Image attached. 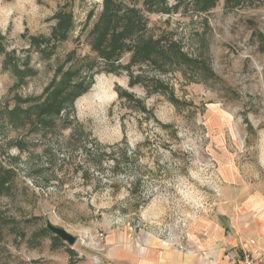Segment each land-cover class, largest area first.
<instances>
[{
  "label": "rangeland",
  "instance_id": "1",
  "mask_svg": "<svg viewBox=\"0 0 264 264\" xmlns=\"http://www.w3.org/2000/svg\"><path fill=\"white\" fill-rule=\"evenodd\" d=\"M163 233L264 254V0H0V264Z\"/></svg>",
  "mask_w": 264,
  "mask_h": 264
},
{
  "label": "crops",
  "instance_id": "2",
  "mask_svg": "<svg viewBox=\"0 0 264 264\" xmlns=\"http://www.w3.org/2000/svg\"><path fill=\"white\" fill-rule=\"evenodd\" d=\"M226 248L210 238L179 248L153 235H120L107 240L101 264H233L238 251Z\"/></svg>",
  "mask_w": 264,
  "mask_h": 264
},
{
  "label": "trees",
  "instance_id": "3",
  "mask_svg": "<svg viewBox=\"0 0 264 264\" xmlns=\"http://www.w3.org/2000/svg\"><path fill=\"white\" fill-rule=\"evenodd\" d=\"M105 2H107V4H108L111 2V0H105ZM87 71L89 72L90 69ZM68 73H70V72L65 73L63 76L68 77L69 75H72V73L71 74H68ZM75 73L78 74L79 72L75 70V72H73V74H75ZM64 77H63V79H66V81L65 80L63 81L64 85L61 88V91L63 94H65L69 90H75V89H79L80 91H84V89L86 87H88V85H86L87 82H85L86 77H80L78 80H71V82L69 81L68 78H64ZM67 81H69V82H67ZM62 103H63V99L58 100L57 97L53 98L51 103L48 106H46L45 109L41 112L43 114H49V116L46 117L45 119H43L42 121H46L48 123L54 122V120L59 117L61 110L64 109V106ZM94 152H95V155L93 156L94 160L99 159L98 157H100V156L106 155L105 153L100 154V152H98L97 150H95Z\"/></svg>",
  "mask_w": 264,
  "mask_h": 264
},
{
  "label": "built area",
  "instance_id": "4",
  "mask_svg": "<svg viewBox=\"0 0 264 264\" xmlns=\"http://www.w3.org/2000/svg\"><path fill=\"white\" fill-rule=\"evenodd\" d=\"M160 235H162L164 241H169V233H163ZM233 264H264V254L242 250L236 252L233 256Z\"/></svg>",
  "mask_w": 264,
  "mask_h": 264
},
{
  "label": "water",
  "instance_id": "5",
  "mask_svg": "<svg viewBox=\"0 0 264 264\" xmlns=\"http://www.w3.org/2000/svg\"><path fill=\"white\" fill-rule=\"evenodd\" d=\"M45 227L50 233L58 237L61 241L65 242L69 246H73L77 241V236L69 233L63 227L52 224L48 219L45 222Z\"/></svg>",
  "mask_w": 264,
  "mask_h": 264
}]
</instances>
